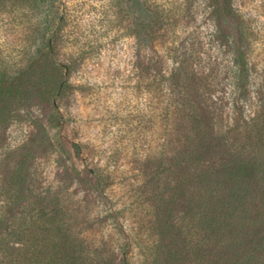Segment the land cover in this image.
<instances>
[{
    "label": "rangeland",
    "instance_id": "374dc122",
    "mask_svg": "<svg viewBox=\"0 0 264 264\" xmlns=\"http://www.w3.org/2000/svg\"><path fill=\"white\" fill-rule=\"evenodd\" d=\"M53 2L72 88L54 104L32 89L0 124V264L68 251L76 264H215L199 176L212 188L239 154L234 120L264 116V0H232L222 18L212 0ZM18 34L0 22L9 64Z\"/></svg>",
    "mask_w": 264,
    "mask_h": 264
},
{
    "label": "trees",
    "instance_id": "16d2710c",
    "mask_svg": "<svg viewBox=\"0 0 264 264\" xmlns=\"http://www.w3.org/2000/svg\"><path fill=\"white\" fill-rule=\"evenodd\" d=\"M212 13L222 18L223 13L234 15L232 0H212ZM53 0H0V22L5 29L16 28L18 41L22 42L19 58L8 63L0 43V124L12 119V107L26 100L32 89L42 88L49 101L62 97L71 90L69 68L57 59L56 40L60 36L65 19L63 12L54 9ZM238 31V42L242 38ZM234 45L235 40H232ZM239 52V48L237 47ZM236 82L247 76V62L241 52L234 59ZM5 101V102H4ZM228 132H233L231 142L239 154L230 166L217 176L212 188L205 173L199 176V189L209 199L200 215L201 229H206L217 247V262L220 264H264V116L260 123L250 126L238 123ZM241 129V131H240ZM258 187L255 194L248 181ZM210 187V186H209ZM207 212V213H205ZM206 224V225H205ZM235 224L236 233L226 236L225 230ZM6 239L0 237V244ZM202 244L197 253L202 254ZM59 264H76L72 251ZM71 252V253H70ZM215 261V264H217Z\"/></svg>",
    "mask_w": 264,
    "mask_h": 264
}]
</instances>
